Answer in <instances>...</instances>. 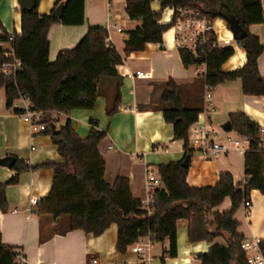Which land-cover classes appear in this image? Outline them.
<instances>
[{
	"label": "trees",
	"instance_id": "obj_1",
	"mask_svg": "<svg viewBox=\"0 0 264 264\" xmlns=\"http://www.w3.org/2000/svg\"><path fill=\"white\" fill-rule=\"evenodd\" d=\"M151 1L126 0L128 19L139 22L134 29L127 31L126 56L142 51L146 44L162 43L163 33L173 23L161 24L159 21L166 7L175 10L173 17L178 8L197 10L210 20L221 18L225 22L226 16L233 15L247 34L239 41L246 53V62L241 68L231 72L222 70V64L233 56L234 51L230 47L213 46L217 38L211 34L207 42L196 49L202 54L201 59L185 49L179 50L183 66H193L201 61L206 63V74L198 76L199 87L193 86V91L185 92L184 87L172 79L152 85L154 99L150 107L162 111L165 121L173 125L174 139L183 141L184 158H191L195 150L189 143V129L203 109L204 86L213 88L239 80L244 95L264 96V77L260 76L257 67L264 47L259 37L248 31L250 25L263 23L261 2L158 0L161 10L154 11ZM33 2L32 10L21 9L20 34H13L12 42L8 41L10 35L0 36V68L8 59L4 52L9 47L14 57L22 62L21 70L15 75L0 73V89L5 90L7 107H12L14 100L24 94L33 108L41 112L39 121L46 125L41 132L51 138L61 161L30 165L16 159L12 167L15 174L0 184V208L6 206V187L17 183L21 173L47 167L53 171L52 188L37 202L35 210L40 216L65 220L66 231L77 229L99 236L109 225L116 224L118 238L115 247L121 254L140 238L149 236L154 243L167 240L169 245L163 259L166 256L174 258L176 223L185 219L188 221L189 243H212L206 253L196 255L200 264H248L246 252L241 247L245 238L237 231L239 222L235 213L242 203L250 202L249 194L253 189L264 196V150L257 124L243 112L229 114L233 131L248 140L243 161L245 183L236 186L229 173H221L216 185L195 187L186 183L189 167L181 166L183 160L162 163L156 166L161 186L155 188L151 204L145 207L143 201L132 196L126 177H117L112 184L105 180V159L100 144L106 136L97 121L90 120L91 128L84 138L73 129L69 118L56 128V133L51 132V125L56 124L53 113L68 115L72 109H91L100 96L105 97L107 116L118 111L121 76L116 68L124 57L108 41L107 29L102 25L89 27L77 45L58 51L51 63L47 33L52 23L83 24L84 0H57L55 7L61 2L64 7L59 19L52 13L39 14V0ZM186 94L193 100H185ZM15 112L22 113L17 109ZM226 198L231 200V207L214 211ZM217 238L223 239L222 244L215 242ZM258 247L264 256V239L259 241ZM17 256L12 246L2 244L0 236V264H20Z\"/></svg>",
	"mask_w": 264,
	"mask_h": 264
},
{
	"label": "crops",
	"instance_id": "obj_2",
	"mask_svg": "<svg viewBox=\"0 0 264 264\" xmlns=\"http://www.w3.org/2000/svg\"><path fill=\"white\" fill-rule=\"evenodd\" d=\"M56 2L57 0H39L38 13L51 14L56 8ZM125 4L126 0H84L83 24L66 26L54 22L47 33L48 56L53 63L58 51L77 45L89 27H106L108 41L124 57L116 68L121 76L118 111L107 116L105 97L100 96L91 109H72L68 115L55 112L52 117L56 128L69 118L73 129L83 138L91 128L90 120L97 121L99 129L106 136L100 144V152L105 159V180L112 184L117 177H126L132 196L143 200L147 194L148 179L158 178L156 166L182 161L185 155L183 141L174 139L173 125L165 121L161 110L150 107L154 99L152 85L172 79L188 92L193 91V86L199 87L200 83L193 66H183L171 28L163 33L162 43L146 44L142 51L129 56L124 54L127 31L139 24L138 21L128 19ZM150 4L154 11L161 10L158 0H153ZM172 17L173 9L166 7L162 10L159 21L167 24L172 21ZM21 25L19 1L0 0V36L5 33L20 34ZM211 26L218 46L230 47L234 51L233 56L222 64V70L231 72L241 68L246 62V53L239 41L235 40L225 20L214 19ZM118 28L121 30L117 31ZM248 31L258 36L264 47V23L250 25ZM5 46L9 47L8 44ZM257 67L260 76L264 77V52L258 58ZM139 71L147 73L148 78L136 77V72ZM206 88L207 86L203 87V94ZM210 94V106L214 111L209 117L214 127H221L230 121L229 114L237 111L243 112L258 127H264V96L244 95L239 80L218 84L210 88ZM187 95L185 100H193ZM204 105L203 101V108ZM16 109L22 111L20 100H14L12 107H7L5 90L0 89V158L12 156L30 165L61 161L51 138L41 131L33 133L15 112ZM225 133L227 134L219 133L221 143L225 144L227 138L238 139L240 146L247 150L248 144L244 142L243 136L233 129ZM245 151L236 149L226 154L220 153L216 157H207L195 151L188 164L186 183L195 187L213 186L218 183L221 173H229L236 186L245 183ZM14 174L12 168L0 166V184L8 181ZM52 178L53 171L50 168L40 167L24 171L17 183L6 187V206L4 209L0 208V236L3 245L12 246L14 252L24 258L23 264H200L196 255L206 253L212 244L207 241L189 243L188 221L179 219L175 230L176 256H166L163 259L169 242L166 240L154 243L146 236L138 240L142 245L148 244L146 260L140 263V256L131 250V246L124 254L116 250V224L109 225L99 236H94L77 229L66 231L65 220L54 219L49 215L40 216L30 211L29 199L35 198L38 202L45 197L52 188ZM160 186L159 183L156 188ZM249 198V209L242 203L235 213L239 222L237 231L246 240H263L264 196L253 189ZM230 207L231 200L226 198L213 210L221 212ZM215 242L222 244L223 239L217 238Z\"/></svg>",
	"mask_w": 264,
	"mask_h": 264
},
{
	"label": "built area",
	"instance_id": "obj_3",
	"mask_svg": "<svg viewBox=\"0 0 264 264\" xmlns=\"http://www.w3.org/2000/svg\"><path fill=\"white\" fill-rule=\"evenodd\" d=\"M261 2L262 13H263V23H264V0H259ZM173 9V8H172ZM175 10L173 9V15ZM173 21L171 29L175 36L176 47L178 50H187L191 52L195 58L201 59L202 54L196 52V49L207 42L210 35L213 34L211 21L206 16L202 15L197 10H192L188 8H178L177 15L172 17ZM121 29L118 28L117 31ZM12 35L9 36L8 41L12 42ZM218 42L213 46H217ZM4 56L8 58L2 64L0 68V73L4 76L15 75V73L21 70L22 62L14 57L13 50L9 47L7 51L4 52ZM195 69V74L197 76H204L206 74L207 68L206 63L201 61L199 64L193 65ZM136 77L138 78H148V74L142 71L136 72ZM210 88L207 87L203 94V101L205 102L204 108L198 115V119L195 123L190 126L189 129V143L193 150L200 152L202 155L207 157H216L220 153L226 154L232 150L245 151L242 146H240V141L238 139L227 138L225 144L220 141V134L217 132L214 127L209 115L214 111L213 107L210 106ZM17 100H20L22 106L21 116L22 120L26 122L30 130L33 133H37L46 128L44 123L39 121L40 111H37L30 104L29 99L24 94L20 95ZM200 117V118H199ZM258 132L261 136V148L264 150V127H259ZM245 143L248 144V140L245 138ZM160 183L159 178H149L146 182V197L143 201L145 207H148L151 204L153 193L156 186ZM29 204L31 205L32 212L36 213L35 207L37 205V200L35 198L29 199ZM246 209H249L250 202L243 203ZM260 239L255 238L251 240H244L241 244V247L246 252L247 263L248 264H264V256L258 247ZM148 244L142 245L138 241L131 245V250L140 256V263H144L146 248ZM17 261L20 264H23L24 258L21 255L17 256Z\"/></svg>",
	"mask_w": 264,
	"mask_h": 264
},
{
	"label": "water",
	"instance_id": "obj_4",
	"mask_svg": "<svg viewBox=\"0 0 264 264\" xmlns=\"http://www.w3.org/2000/svg\"><path fill=\"white\" fill-rule=\"evenodd\" d=\"M19 1V7L22 10H32L34 2L33 0H18ZM63 2L59 3L56 8L52 11V15L55 18H60L63 12ZM226 23L228 26V29L234 35L235 40L240 41L244 39L247 34L246 31L241 27L238 20L232 15L226 16ZM221 129L224 132H231L232 131V125L230 121H227L221 126ZM51 132L56 133V124L51 125ZM190 156H187L183 159L181 162V166L184 168H187V165L189 164ZM16 162V158L12 156H7L4 158H0V166L6 167V168H12Z\"/></svg>",
	"mask_w": 264,
	"mask_h": 264
},
{
	"label": "rangeland",
	"instance_id": "obj_5",
	"mask_svg": "<svg viewBox=\"0 0 264 264\" xmlns=\"http://www.w3.org/2000/svg\"><path fill=\"white\" fill-rule=\"evenodd\" d=\"M216 19H218V18H216ZM216 19H215V20H216ZM215 128H216L217 132L220 133L221 135H225V134H227V133H225V132L222 131V129H221L220 126H219V127H215ZM228 134H229V133H228ZM230 134H231V133H230Z\"/></svg>",
	"mask_w": 264,
	"mask_h": 264
}]
</instances>
